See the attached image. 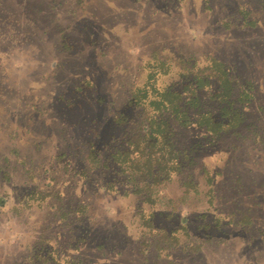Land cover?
<instances>
[{
	"label": "rangeland",
	"instance_id": "1",
	"mask_svg": "<svg viewBox=\"0 0 264 264\" xmlns=\"http://www.w3.org/2000/svg\"><path fill=\"white\" fill-rule=\"evenodd\" d=\"M17 11L0 25V264H264V0H25ZM213 61L233 82L238 126L215 137L163 118L174 135L156 157L178 170L130 178L117 152L147 114L130 91L179 89L194 65L208 99Z\"/></svg>",
	"mask_w": 264,
	"mask_h": 264
},
{
	"label": "trees",
	"instance_id": "2",
	"mask_svg": "<svg viewBox=\"0 0 264 264\" xmlns=\"http://www.w3.org/2000/svg\"><path fill=\"white\" fill-rule=\"evenodd\" d=\"M22 1L24 2L25 0H0V25L9 19V15H12L13 9L17 11L21 7ZM25 14L27 18H24L23 12L19 13L24 18L22 25L28 26L29 24L33 32L36 33V30L39 28V24L36 22L37 18L29 15L31 19H28L27 10ZM14 18L10 20V23L16 26ZM39 34L41 37L47 35L45 30H42ZM58 45H62L61 40H58ZM212 63L214 66L213 70L217 74L215 77L219 82V90L218 92L215 91L208 99L204 98L202 91L206 85L207 87L210 86V82L205 81L203 83L202 70L196 71L194 65H188L187 73L185 74L179 73L177 76L174 74L178 83L180 82L179 89L175 90L171 86V91H157L155 93L151 87L144 86L143 90L137 88L130 91L127 100L128 105L141 106L142 111L147 113L144 121H142L140 135L135 140H132L131 144L129 142L128 146L123 148V151L117 152L118 156L120 154L122 156L119 163L125 167V171L129 174L130 178H134L139 173V177L141 178L146 176L151 177L154 167H157L158 177L159 174L168 176L169 171L172 173L178 170L173 168H169L170 170L166 169L164 167L165 163H162L164 162L163 158L159 161V158L156 157L166 144V139H168L169 145L170 140L168 136H171L172 139L174 135L172 124L170 128L168 127V123L165 122L168 116L176 120L180 126L195 124L204 127L206 131L215 137L238 126L242 117L241 113L231 107L232 100L228 101L233 96V82L224 71L222 63L218 61H213ZM218 74L222 75L219 76ZM2 82L3 80L0 78V85H2ZM249 98L250 94L242 91L239 92V99L237 101L247 104ZM211 101L216 102L217 114L210 107V104H208ZM163 118L165 119L163 120ZM172 143L171 141V148L173 146ZM171 166H174L172 162ZM143 186L141 185L139 190L144 189Z\"/></svg>",
	"mask_w": 264,
	"mask_h": 264
}]
</instances>
